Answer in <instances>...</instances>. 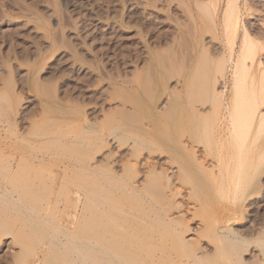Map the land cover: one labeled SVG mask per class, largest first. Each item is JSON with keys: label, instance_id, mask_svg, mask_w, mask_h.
I'll use <instances>...</instances> for the list:
<instances>
[{"label": "rangeland", "instance_id": "obj_1", "mask_svg": "<svg viewBox=\"0 0 264 264\" xmlns=\"http://www.w3.org/2000/svg\"><path fill=\"white\" fill-rule=\"evenodd\" d=\"M17 1H22L20 4L24 3L23 5L29 6L30 10L21 11L14 3L4 5L11 18H7L6 24L0 26V35L7 33L8 37L11 34L9 38L14 40L10 38L7 44L0 42V56L9 58L12 75L14 74L8 76V68L1 62L0 57V99H3L0 100V109H4L0 111V264H35L48 253L45 250L51 242V247L56 249L49 247L53 251L48 250V256L53 257L54 252L56 253L54 255L58 256L53 264L58 263L62 260L61 257L66 255L73 261L76 252L69 250L70 245L64 238L65 234L68 235L70 232L71 234L73 232V235L79 232L83 233V237L86 236L84 223L86 224L88 210L83 209L87 207L86 199L89 196L91 180L86 164L102 162L99 166L100 169L102 167L101 171L104 168H113L116 174L113 175L112 171L110 176L116 177V181L120 182L123 179L119 176L132 169L131 163L135 162V158L142 159L148 153L161 156L167 166L158 163L155 167L145 168L140 165L137 168L139 174L132 169L131 175L135 173L137 176H130L129 172V178L134 177L133 180L139 178L137 180L139 186L149 181L146 187L150 188L155 185L161 186L162 183L167 188L166 177L173 178L174 188L184 194V207H189L187 217L184 218L187 224L195 227L200 220L203 222L200 232L202 244L207 245L214 239L215 228L224 221V217H230L231 227L241 234L244 233L249 240L247 254L243 255L245 260L251 263L256 256L261 255L260 250L264 249V122L255 116L256 120L254 118L248 126L244 125L245 133L249 130L247 134L242 131L238 139L233 137L235 141L229 136L227 139L225 135L232 132L229 131L231 117L227 114L230 115V112L237 114V109L231 108L229 112L224 107L219 109L221 104L218 103L224 97L222 96L220 101L221 97L215 98L214 95V97L210 95L209 98L204 96L207 103L206 101L204 103V97L202 98L204 109L212 111L211 114L207 111L209 115L206 113L201 119L203 123L201 129L205 131L201 133V129V132L197 130L200 116L191 113L184 95V78L189 74L186 71L190 68L184 63V39L187 37L184 22L189 21L184 15V0H57L58 13H55V6L51 0ZM249 1V5L253 4L252 7L256 9L253 10L254 14L251 10L242 9V22L247 24L250 20L249 25L263 30L264 33V0L260 3L250 1L252 4ZM214 2L218 3L217 0ZM215 3L212 1L211 4ZM8 10H11V13ZM19 14L22 16L19 17ZM44 19L45 23L48 21L47 24H44ZM59 20L62 22L61 25L65 26L63 41L66 42L60 47H58L60 37L57 34ZM38 24L43 28L38 27ZM205 24L201 30L205 31V38H210L213 33L217 35V28L215 32L213 25L212 30L211 26L208 27L206 22ZM207 31L210 33H206ZM48 34L53 38L55 36L54 41L58 42L57 44L54 42L55 46L52 43L53 38L50 39ZM218 38L213 42L226 44L225 33H219ZM68 45L76 48L75 51L83 61L75 59L71 50H68ZM23 47L27 49L23 53L24 58L13 59L15 55L11 54H15L21 48L25 50ZM37 47L41 52H37ZM49 48L53 49L52 53L49 52ZM261 51V59L264 61V49ZM211 53L205 57L212 56L214 59L217 54ZM8 54H10L8 57H4ZM212 58L209 61L213 63L207 64L206 68L212 67L214 72L210 69L213 73L210 72L208 75L214 74L213 79L221 78L223 71L221 72V67L218 63L216 65L215 59L213 61ZM202 63L203 66L206 64ZM33 69L38 72V79L32 75L36 74L35 71L32 72ZM228 77L230 78V74L227 75L225 82L231 86V78ZM8 81L9 84H6ZM38 82L40 85L49 84L54 95L51 101L47 96H43V93L40 94ZM227 84L226 88L230 89ZM234 102L236 103V100ZM260 103V108L264 110V97ZM214 106L216 110H213ZM122 107L123 113L120 114ZM125 109L130 113L134 111L133 115L127 114ZM240 109L238 114L242 110ZM71 110L78 113L73 115ZM6 121L16 125L15 130L20 134V139L17 138L15 141L14 135L9 134L12 131L6 129ZM58 140L62 142V146ZM185 142H196V155L203 161L205 167L211 166L217 158L226 153L230 144L239 142L243 148L247 147V150L251 148L247 154L252 152V156H249L252 161L251 169H255L250 170L251 165H247L249 169L243 168L248 171L245 173L247 176L250 174L251 177H248L250 182L237 189L233 196L235 204L222 199L221 203L216 202L218 192L221 191L219 182L215 184L214 180L208 179L209 176L208 178L205 176L207 173L202 174L203 171L201 172L198 165L194 168L192 161L190 162L192 159L184 153V148L181 152L183 145L180 144ZM65 145L69 147L65 148ZM204 148L208 152H204ZM131 150L136 155H132ZM107 154L111 155L109 157L118 162L119 166L113 162L115 166L112 164L111 167L108 162L109 168L103 159ZM256 157L260 158L258 159L261 160L260 163ZM208 159L210 160L207 161ZM119 160L127 165L124 167L126 171L120 167ZM179 164L184 166L182 182L176 179ZM222 169L224 171V167ZM227 169L230 174L233 170L232 165H228ZM102 173L99 170L94 178L101 184L99 187L107 190ZM123 177L128 180L127 182L130 181L126 174ZM24 180H27V183L24 182L25 185L20 189L21 185L18 183ZM146 187L144 189H148ZM165 190L168 194V189ZM76 193L80 195V200L75 206V200L72 199ZM180 200L177 198L176 201L181 203ZM85 201L86 203H83ZM73 204L76 208H73ZM84 212L86 215H81L85 214ZM145 220L149 221L147 218ZM78 226H81V229ZM61 242L66 244L67 250L61 249L64 246ZM65 253H70L71 256ZM49 262L52 264V260Z\"/></svg>", "mask_w": 264, "mask_h": 264}, {"label": "bare ground", "instance_id": "obj_2", "mask_svg": "<svg viewBox=\"0 0 264 264\" xmlns=\"http://www.w3.org/2000/svg\"><path fill=\"white\" fill-rule=\"evenodd\" d=\"M0 1H3V0H0ZM212 1H213V3H215L214 0H184V4H183L184 5V12H185L184 15H186V19L188 18L187 20H189L186 23L184 22V29H185L184 31L187 30V34H186L187 37L185 36L186 38L184 39V63L186 64V66L188 64L190 67L189 68L187 66L189 69L186 72H188L189 74L186 75L184 78V95H185V98H187V100H188L187 106L190 109L191 113H193L197 117L200 116V124L197 125L198 126L197 130L201 129V127L203 125V123H201V119L205 116V114L208 111L207 107H206L207 110L204 109L205 106L203 107V105H205V104H203V102L205 103V101L207 100V98L204 96H208V98L210 95H212V96L214 95L215 98L221 97L220 101L224 97L223 100L220 103H218L219 105L221 104V106H219V105L218 106H219V109H220V107H224L225 110L228 109L227 110L228 112L231 108H233V109L235 108V110L237 109L236 113L238 114L239 109L241 108L242 110L240 109L241 112L238 115L235 114L234 112L233 113L230 112V115H229V113L227 114L228 117H231L229 120L230 121L229 122V126H230L229 131H232V132H230V134H229L228 129H227V132L229 135H225V137L227 138V136H229L233 141H235L233 137H235V139H238V137L240 136V133H242V131H244V133H245L246 129L244 130V125L248 126V123L250 121H252L255 118V116L258 117L259 120L264 122V110L261 109L260 105H259V103L262 102L263 97H264V61H263V59H261V54H260V51L264 49V47H263L264 46V41H263L264 40V33H263V30L262 31L258 30L255 27H253L252 25H249L248 23L250 22V20H248L249 22L246 24V23L242 22L243 18L241 19L242 9H246L248 11L251 10V13L254 14L253 10H255L256 8L252 7L253 4L250 1H253L256 3L257 2L260 3L262 1L261 0H250V1L249 0H217L218 3L217 4L215 3L214 5L211 4ZM248 1L252 4L251 6L249 5ZM21 2L22 1H17V0H4L3 2H0L1 3L0 26L3 24H6V22L8 21L7 18H11L10 14L8 15L7 10L5 9L6 7L4 8V5L6 6V4H9V3L11 5H13V3H14L15 5L16 4L18 5V7H19L18 9L21 11H22V9L30 10L29 6H26V5L24 6L23 5L24 3L21 5L20 4ZM50 2H52V5L55 6V13H58L57 0H51ZM181 3H182V1H181ZM263 8H264V6H263ZM16 9H17V7H16ZM260 11H263V10L260 9ZM15 12H16V10H15ZM214 13H215V15H214ZM20 14H24V13H20ZM248 14H250V13H248ZM21 16L22 15H20L19 17H21ZM19 17H15V18H19ZM40 17H42V15ZM58 17H59V15H58ZM42 19H43V17H42ZM216 19H217V21H215ZM47 22L48 21H46V23H45V19H44V24H47ZM205 22L209 25L208 27L211 26V28H212V25H213L214 31L216 30L215 28L218 29L217 35H216V33H213V35L210 38L204 37L205 31H201V30H202V27H204L206 25ZM44 24H43V26H45ZM61 24H62V22L60 23V20H59V22H58L59 28L57 30V34L60 38L56 37V38H59V40H60L59 42L61 44L54 41L55 36H54V38L52 37V35H54L53 32H52V35L48 34L50 36V39H51V37L53 38L52 43L54 44V46H55V43L56 44L58 43V45H59L58 47L62 46V44H64L63 42H65V41H63L64 37H65V32H64L65 26L63 27ZM37 26L39 27L40 25L38 24ZM208 27L206 26V28H208ZM40 28H43V27L40 26ZM49 30H51V29H49ZM208 30H210L212 33L213 28H212V30L210 28ZM47 32H49V31H47ZM206 33H210V32L207 31ZM219 33H225V37H227L226 38V44L225 43L222 44V42L221 43L220 42L219 43L213 42V40L216 41L219 39L218 38ZM57 34H55V35L57 36ZM9 35H11V34H9ZM9 35H8V37H7V33L0 35L1 44H3V43L7 44L8 41H10L11 37L9 38ZM222 35H224V34H222ZM173 38H175V37L173 36ZM220 38H222V37H220ZM227 39H228V41H227ZM22 40L20 42H22ZM55 40L58 41L57 39H55ZM11 46H13V44ZM69 46L70 45L67 46L68 50H71L73 55L76 57V58L75 57L74 58L77 61L78 60L83 61L82 58L79 56V54L75 51L76 48L73 49L71 46L70 47ZM26 47H23V48H25V50H23L21 48L20 51H16L15 54H11V55H15L14 57L12 56L13 59L18 60L19 58L20 59L22 57L24 58L25 55L23 53H25V51L27 50ZM49 47H51V46H49ZM65 47H66V45H65ZM38 48L39 47H37V50H38L37 52H41V49H38ZM49 49H48L49 52L51 51V53H52L53 49L52 48H49ZM10 51L12 52V50H10ZM28 51H29V49H28ZM209 51L212 52L211 54H213V55H214V53L217 54L214 57L215 61L212 58V56H209L207 58L205 57V56H208V54L210 55ZM9 55L10 54H8L7 56L4 55V57H8ZM0 57L2 59L1 62H3L4 66H6L8 68V76L10 77L12 75V68L10 66L11 63H9V58H3L2 56H0ZM40 57H41V55H40ZM210 58H212L213 61L216 62V65L219 64V66L221 67V72L223 71L222 72L223 74L221 73L222 75H220L221 78L219 77L220 80H218L219 78H216V77H214V79H213L214 74H212V73L214 72V69L212 67H210V68L208 67L209 69L206 68L210 63H213L212 61H209ZM205 59H207V60L204 61ZM208 61H209V63H208ZM202 62H205L206 64L203 66L204 63H202ZM35 69H33V71H32L33 73H34V71L36 72L37 69L36 70ZM210 69L213 70V72ZM32 72L31 73L29 72L30 75L32 74ZM65 72H66V70H65ZM210 72H212L211 73L212 76L208 75ZM229 74H230V78H231V82H230L231 86L227 84L228 82H225L226 77ZM32 75L33 76L35 75L34 78L38 79L37 78L38 72H36V74L34 73ZM229 79L227 81H229ZM9 82L10 81L6 82V84L7 83L9 84ZM82 82H84V81H82ZM225 83L228 85V87H230V89L226 88ZM38 85H40V83ZM48 85L49 84H47V83L41 84L40 88H38V89L41 90L40 94L43 93L44 94L43 96H47L48 100L51 101L53 99L54 95H53L52 90L49 88L50 86H48ZM73 87H75V86H73ZM71 88H72V86H71ZM77 88H79V87H77ZM38 93H39V91H38ZM217 96H219V97H217ZM203 97H204V101L202 102ZM213 97H211V98H213ZM0 100H3V99H0ZM232 100H233V102H232ZM235 100H236V103L234 102ZM139 101H140V99H139ZM210 101L211 100H209V102ZM137 102H138V100H137ZM207 102L208 101H206V103ZM213 102L215 103V101H213ZM74 103H76V102H74ZM1 105H2V103H1ZM210 106H211V104H210ZM6 107H8V105ZM123 107H125V106H123ZM123 107L121 108L122 110L119 111L120 114L123 113ZM215 107L216 106H214L213 110H216ZM211 108H213V107H211ZM224 108H222V109H224ZM219 109H217V111ZM2 110H4V109H2ZM2 110L0 109V111H2ZM209 110H210V108H209ZM203 111L205 113H203ZM125 112H127V114H130L132 116L134 111L132 113H130L129 110L126 111V109H125ZM208 112H210V111H208ZM211 112H210V114H211ZM52 113H54V112H52ZM76 113H78V112L75 110L72 111L73 115H75ZM0 114H1V112H0ZM207 115H209V114L207 113ZM224 117H223V119H224ZM228 117L226 116L225 118H228ZM255 120H256V118H255ZM10 121H6V123H7L6 129L7 130L11 129L9 132H11V131L12 132L9 134L10 135L12 134L11 136L14 135L13 138H16L15 139V141H16L17 138H19L21 136L15 130L16 125L12 124L11 123L12 121L11 122ZM224 121H225L224 123H226L227 119H225ZM227 124H228V122H227ZM205 129H207V128L205 127ZM248 129H249V127H248ZM201 130H202V132H201ZM201 130H200L201 133H203V131H205L203 129H201ZM43 132H41V133H43ZM248 132H249V130L247 131V133ZM231 133H233V134H231ZM247 133H245V134H247ZM245 134H243L244 137H245ZM10 135H9V138H10ZM230 135H232V136H230ZM79 136H80V134H79ZM241 136H242V134H241ZM241 138L243 139V137H241ZM227 139H229V138H227ZM77 140H80V139H77ZM243 140H245V139H243ZM240 141H241V139H240ZM239 142H235L233 144H230L229 150H226L227 152L222 154V156L220 158H217L215 163L213 162V164L211 166L208 165L209 167L206 164L205 165L207 167L203 166V161L199 160V157L196 155V149H195V143L196 142H185L184 144L183 143L180 144V146L183 145L181 147L182 148L181 152L184 148V153L187 155V157H191L190 159H192V160H190V162L192 161V163H193L192 165H194V168L198 165L199 169H201V172L203 171L202 174L207 173L205 176L206 177L209 176V178L207 177L208 179L214 180L215 184L217 182H219V184L221 186V191L218 192V198L216 200L217 203H221L222 201H225V200H230L232 202V204H235L236 201L233 200L234 199L233 196L236 193L237 189L241 188L243 185H246L248 182H250L249 181L250 179H248L250 174L248 173L249 176H247L246 175L247 170L245 171V170H243V168L249 169V167H247V165L249 166L252 164V163H250L251 157H249L252 154V152H251L252 150L250 151L251 153L249 152L250 154H247L248 150H250L251 148H248V150H247V147L243 148L242 147L243 145L241 146L239 144ZM61 143L62 142L59 141V145H61ZM65 144H66V142H65ZM68 145H65V148H66V146L67 147L71 146V145H69V146ZM133 145H132V147H133ZM180 146H179V148H180ZM132 147H130V148H132ZM205 148H207V147H205ZM179 152H180V149H179ZM204 152H208L207 149H205ZM131 153H132V155H136V153L134 154L133 151ZM108 154L103 158L107 162L106 165L108 164V162L111 164V165L108 164V166L110 165L112 167V164H114V163H116V165H117L118 162H114V160L111 157H109L111 155H108ZM188 155H190V156H188ZM258 156L259 155H257V157ZM200 157H202V156H200ZM257 157H256V159H257ZM258 159H260V158H258ZM162 160H163V158L161 156L157 157V156L152 155L151 153H148L142 159L138 160L137 158H135V162L133 164L131 163V167L134 170V172H137L139 174V172L137 171L138 170L137 168L140 165L144 166L145 168L146 167L147 168L155 167V165L158 163L159 164L161 163L162 165L164 164L167 166L166 162H164ZM209 160L210 159H208L207 161H209ZM105 161L103 160L104 163H105ZM126 162H128V161H126ZM258 162L260 163L261 160H258ZM88 163L86 164L87 165L86 167L87 168L89 167L87 169V172L91 178V180L89 182V185H90L89 190L90 191H89V196H87L88 200L86 199L87 203H86V201L83 202V203L87 204V207L85 209L82 208L83 210H86V211L88 210V213H87V215L85 212H84L85 214L81 213V215L87 216L86 224L84 223V225H86V229L85 230L82 229V230L86 231V236L83 237L82 236L83 233H79V232H77L75 235H73L74 234L73 232H72V234L70 232V234H68V235L65 234L66 237L64 236L65 237L64 240L67 239V242H66V240H65V242L70 245L69 250L70 249H71L70 251L75 250V252H76V257L74 258L75 262H78L76 264H264V249L260 250L261 255L256 256L255 257L256 259L253 262L249 263L250 261L248 262L245 260L243 255H244V253L247 254L246 251L248 248V244H249L248 241L249 240L243 235L244 233L242 231L241 232L243 234H241L240 231L238 232L237 230H235L231 227L232 219L230 217H224L225 218L224 221L222 223L220 222L219 227L215 228L214 239H212L210 242H208L207 245L202 244L200 241L201 240L200 239V237H201L200 232L202 230L203 222H202V220H200V222L197 223V226H195V227H190L187 224V221H185L186 219H184V218L187 217L186 215L189 212V207H186V208L184 207V194H182V192L179 189L174 188V183H173L174 179L173 178H171L169 176L166 177L167 178V180H166L167 188H165L163 183L161 184V186L155 185V186H153L154 188L152 186L150 188V187H146L149 184V181H145L146 178H144L145 179L144 181L147 182V184L143 183L142 186L137 185L138 184L137 180H139V178L136 180H133V178H134L133 177V178H131L132 179L131 180L129 178V172H130V176H135L136 174L133 173L131 175V172H133V170L131 169L132 170L131 171L130 168H129L130 171L127 172L124 169V167H127V165L123 161L120 162V160H119V164L121 163L120 167L123 168V171H126L125 174H126V177L130 179L129 182H127L128 180H126L123 177V175L125 176V174L123 172H121L123 174L120 173L121 174L120 176L116 175V176H119L121 179H123V180H121L122 182L116 181V179H115L116 177L114 178L112 176L114 178V180H113V178H111V176H110L111 172L113 171V168H110V166H109L110 169L104 168L103 169L104 171L102 170L103 171V173H102V171H101L102 167H101V169L99 168L100 164L102 165V162L98 163L97 161L96 162L94 161L90 164H88ZM167 163H169V162H167ZM257 163H256V165H257ZM228 165H232V167H233V170L230 174L228 173V169H227ZM113 166H115V164ZM117 166H119V165H117ZM190 167H192V166H190ZM222 167H224V171H222L223 170ZM251 167H252V165L250 166V170H252ZM177 169L178 170H177V178L176 179H178L179 181L182 182V179H183L182 176L184 175V166L179 164V165H177ZM214 169H218V170H214ZM254 169L252 171H254ZM99 170L104 175V186H106L107 190L104 189V187H101V186L99 187V185H101V184H99L94 178L95 174H98ZM196 171L198 173H201V172H199L200 170H198V169ZM243 171H245V172H243ZM114 172L115 171L112 172L113 175L116 174V173L114 174ZM149 173H150V171H149ZM202 174H200V175H202ZM158 175H160V174H158ZM28 178H27V180H29ZM120 178H117V179L120 180ZM27 180H24L23 182L20 181L18 183V185L19 184L21 185L20 189H21V187L23 188V186L25 185V184H23L24 182L27 183ZM125 180H126V182L124 183L123 181H125ZM28 183H29V181H28ZM223 184L226 188L223 186ZM18 185H17V187L19 188ZM102 186H103V184H102ZM25 187H27V186H25ZM145 187L148 189H144ZM222 187H224L225 189L223 188V190H222ZM13 189L16 190L15 188H13ZM165 189H168L169 195L167 194V191ZM23 191L25 192V190H23ZM74 197L75 198L72 199V201L75 200L74 204L76 206V203H78L80 200V195L78 193H76ZM177 198H180L181 199L180 201H182V202L181 203L177 202L176 201ZM221 199H222V201H221ZM175 201L177 203H175ZM74 204H73V208H76V207H74ZM73 208H72V210H73ZM83 210H81V211H83ZM226 214H227V211H226ZM146 218L149 219V221L145 220ZM80 219H81V216H80ZM185 222H186V224H185ZM78 227H77V229H78ZM193 235H194V237H193ZM195 235H196V237H195ZM50 240H52V239H50ZM49 242L50 241L48 240L47 243H49ZM47 243H45V245ZM61 243H63V242H61ZM49 245H50V243H49ZM49 245L47 246V249L45 250L48 253H49V251L50 252L53 251V250H50V248H49V247H51L52 242H51V245L50 246ZM59 246H61V244ZM62 246L63 247H61V249L63 248V250L68 249V247L64 243L62 244ZM51 248H54V247H51ZM54 249H56V248H54ZM58 252H60L59 249H58ZM48 253L46 255H44L42 259H39L40 261L37 262V259H36L37 263H35V264H40V263L41 264H50L51 262H49V260H52V264H53L54 260L57 261L58 256L54 255V254H56L55 252H54V254L51 253V255L53 254V257L55 256L54 259H52L53 258L52 256H50V255L48 256ZM65 254H68V253H65ZM45 256H48V257H45ZM70 256H71V254H70ZM61 259L62 260H59L60 262L58 261V263L56 262L54 264H75L74 260L72 261V259L70 257H67V255L64 257H61Z\"/></svg>", "mask_w": 264, "mask_h": 264}]
</instances>
